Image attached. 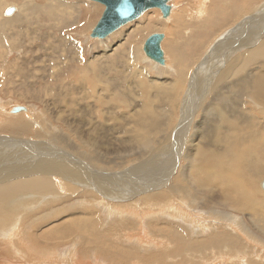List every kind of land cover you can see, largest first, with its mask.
<instances>
[{
	"label": "bare ground",
	"instance_id": "1",
	"mask_svg": "<svg viewBox=\"0 0 264 264\" xmlns=\"http://www.w3.org/2000/svg\"><path fill=\"white\" fill-rule=\"evenodd\" d=\"M205 1H200L201 6ZM8 6L0 0V11ZM204 6L199 14H207ZM244 6L236 18L244 14L243 18L253 16L234 20L242 22L222 34L213 45L215 49L212 46L206 50L207 59L191 74L186 99L182 96L186 92L184 81L189 69H183L180 79L165 97H158L156 88H143L146 90L141 94L144 102L133 106L132 111H126L119 118L116 117L119 115L116 105L110 102V92L107 96V92L103 91L108 100L105 102V97L99 96V89L98 92L94 90L95 84L74 78L77 82L64 86L60 83L56 86L58 89L48 88L43 95L34 98L44 107L42 116L60 121L67 130V134H55L49 142L44 139L49 125L40 123L36 128L33 107L25 106L23 111L15 114L12 111L14 107L6 110L7 106L0 105V264H43L37 260L43 252L40 253L32 244L40 243L25 225H33L29 218L33 217L37 207L42 204L44 208H50L54 197L66 202L56 209L60 204L56 200L51 209V215L65 219L64 226L46 235L53 250L77 236L78 240L75 238L73 241H77L76 247L79 248H69L71 264H90V251L103 249L112 253L116 247L108 243L111 239H129L127 234L116 232L114 228L109 235L107 231L104 232L107 235L98 233L100 222L97 217L102 212L108 215V219L113 217L118 220L119 225H134L139 232L147 234L144 238L130 239L141 248L157 251L143 258L146 264H164L162 252L165 242H169L164 233H179L174 225L179 228L183 225L185 232V235L179 233L177 239L181 246L185 244L178 253H172L174 257L185 255L195 245L190 252L191 257L198 254L200 259V253L204 251L202 248L217 246V254L224 256L213 260L215 254L210 251L213 261H208V264H234V259L241 261L239 264H247L246 254L232 252L239 244L225 230L218 236H210V240L207 237L194 242L189 240L193 236L206 235L211 226L217 231L215 225H241L242 221L245 223L239 237L243 245L251 250L256 264H264V176L261 175L262 180L256 185L255 179L249 182L248 177L253 178L242 175L243 170H248L251 175L259 171L264 174V125L257 128L253 111V108L264 111V22L260 24L264 19V4L255 10L248 4ZM11 14L5 13L6 16ZM170 15L162 17L167 19ZM5 21L9 24L14 19ZM165 62L166 65V54ZM140 72L143 73V70ZM127 79L130 77L127 76ZM157 80L162 78L157 77ZM122 94L127 95L123 91ZM179 97L182 99L178 100ZM178 101H184L180 109L184 114L172 131L169 113L178 108ZM128 104L131 102L128 101ZM11 113L21 115V119ZM103 115L106 125L100 118ZM110 119L114 124L119 122L111 132L107 125L111 123ZM127 122L132 125L130 129L125 128ZM157 134L160 136L155 139ZM139 147L148 152L144 157L137 153ZM129 165L131 169L115 176L108 175L109 172L98 174L92 169L122 170ZM259 186L263 192L259 191ZM150 188L151 194H143ZM153 188L159 190L154 191ZM119 200L129 201L122 206L112 203ZM77 207L81 209L77 210ZM76 212L83 216L70 219ZM234 213H239L241 217ZM162 218L170 223L155 222ZM147 225H160L164 241L150 240ZM29 233H32L31 236ZM225 241L227 244L221 245ZM91 246L94 249L87 250ZM65 254L66 251L51 257ZM226 254L231 257L230 260ZM91 260L94 264H105L94 256Z\"/></svg>",
	"mask_w": 264,
	"mask_h": 264
},
{
	"label": "rangeland",
	"instance_id": "2",
	"mask_svg": "<svg viewBox=\"0 0 264 264\" xmlns=\"http://www.w3.org/2000/svg\"><path fill=\"white\" fill-rule=\"evenodd\" d=\"M200 1L201 0H172L170 2L172 16L170 15L167 19L162 17V13L159 9H151L141 18L121 27L106 39L101 40L91 38V33L104 12L105 7L102 4L88 0H2V4L7 3L10 6L6 7V9L4 8V10L2 8L0 11V15H2V17H0V105L7 106L5 108L6 110L7 108L11 109L15 106H26V108L33 107V109H31L33 110V115H35L34 118H37H35V125L38 126L36 128H39L40 123L47 126L49 125L48 130L45 131L46 137H44L46 142H49L56 136L55 134L59 132L67 134V130L60 121L52 118L49 119L47 116H42V114H44V107L34 98L41 95L48 88L51 90L54 88L58 89L56 86L60 83L64 86L65 84L75 82L76 80H89L95 84L94 90H96V92H98L99 89V96H102V98L105 97L103 99L105 102H108L106 97L111 93L110 102H113V106L116 105V111H118L117 113L119 114L116 117L122 118L121 115H123V113L132 111L133 106H138L141 104V101L144 102L145 98L142 99L141 94L146 93V90H143V88H156V95L158 97H165L167 92L172 91L176 80L180 79L183 69H189L188 76L184 81L185 85L183 84L186 92L182 97L186 99L185 96L188 93L191 74L203 63L202 61L207 59L206 50L211 48L222 34L230 32L232 28L235 29L242 22H234V20H240L245 15L244 14L238 19L236 18L240 14V11H243L245 7L244 4H248L249 8L254 10L257 7L260 9L261 5L264 4V0H251L253 2H248L249 0H206L201 6ZM203 6L207 9V14L205 15L202 12L199 14L200 9ZM11 7H14L15 11L10 16H6V11L8 12ZM154 12L156 13L154 14ZM252 16V14L248 15L242 20ZM5 19H14V21L9 22L8 24ZM263 22L264 19L262 18L260 24ZM155 33H162L165 35V39L162 42V49L167 56L166 65H159L146 57L143 52L144 42L149 36ZM212 49H215V47L213 46ZM132 61H134V65L132 64ZM128 63L130 64L127 65ZM140 70H143V73H141ZM137 72L138 74L135 76V73ZM112 74L115 75L114 78L116 80L113 78ZM125 74H127L130 79H127ZM157 77L162 78V80L158 81ZM139 82H143L144 85L142 86V83L140 84ZM98 83L100 84L98 85ZM138 84L139 88L137 90ZM129 86L131 89L128 91ZM113 89L114 92L117 91L115 97ZM103 91L105 93L107 92V96ZM122 91L124 93L126 92L127 95L122 94ZM132 91L136 92V94L133 95ZM138 91L140 95H138ZM118 96L119 98L117 99ZM182 97H179L178 100H181ZM79 98L81 99L82 95ZM115 98L117 99L116 101H114ZM128 101L131 102L130 105L128 104ZM179 102L180 104H178ZM182 102L184 103V101H178V108L174 110V112L172 111L169 113L170 119L172 120L171 123L173 124H171L172 131L176 128L178 121L184 114L182 110L180 111L183 104ZM109 104L110 103L107 105ZM117 105L119 106L117 107ZM253 111L255 113L254 122L258 123L257 128L264 125V111H260L258 108H253ZM11 114L12 116H18V118L21 119V115H15L16 113ZM171 114L176 116H172ZM104 115L100 118L103 120V125H106ZM23 117L26 119L25 115H23ZM110 117H114V115H111ZM41 120H43V122ZM49 122L52 125H50ZM110 122L111 123H108L107 125L108 130L111 132L119 122H115L116 125L114 124V121L112 122V119H110ZM41 127H43V125ZM130 127H132V125L127 122L125 128L130 129ZM159 136L160 134H157L155 139ZM30 139L33 140L32 138ZM116 143L119 144V141H116ZM154 146L156 147L157 144L154 143ZM142 149V147H139L137 153L144 157L148 152L144 151L145 148ZM84 151L90 153L88 150ZM144 159L145 158L142 160ZM130 166L131 165L122 170L94 167H92V169L98 174L106 175L109 172L108 175L113 174V176H115L114 174L131 169ZM251 174L252 173H248V170L242 171V175L253 178L250 179L248 177L249 182H253L255 179L256 185L260 183L264 176V174H261V171L255 172L254 175ZM259 188V191H262L260 186ZM157 190L159 189H154V191ZM151 191L152 188L148 189L143 194L149 192L151 194ZM258 197H261L259 193ZM56 200L60 203L56 206V209H59L66 203L63 199L54 197L51 200L50 208L46 209L40 204L33 217L29 218L33 225H25V227H29L28 231H32L35 234L37 241L40 243L36 245L35 243H32L37 247L36 249H38L40 253L43 252L42 255L37 256V260H40L43 264H51L52 259L53 264H68L69 262V264H71L72 254L69 253V248L73 249L74 247L75 250L79 248V246L76 247L78 245V243H76L77 241H73V239H77V236L75 235V237H72L73 242H64L62 245H58L56 250H53L51 248V240H49L46 235L47 232H54L56 229L64 226L62 224L65 219H63L62 216L51 215V209ZM127 201L129 200H119L112 203L122 206V204H126ZM76 209L80 210L81 208L77 207ZM258 209V213H260L261 210L260 208ZM234 214L241 217L239 213ZM81 216L83 215L76 212L69 218L72 219ZM97 219L100 222V229H97L98 233L101 232L103 235H109L113 233L115 229L116 232L120 231L127 234L129 239L127 241L118 240L116 238L111 239L108 243L116 247V250L112 253L103 249L90 251L88 255V262H90V264H94L91 260L92 256L103 260L105 264H146L143 258L157 252L154 248L148 250L139 247L135 242H130L131 238L139 239L147 236V234L139 232L134 225H119L118 220H115L113 217V220L110 218L108 219V215H105L104 212L100 213ZM155 222H163L162 224L170 223L163 218L158 219ZM86 223H88V221H86ZM244 223L245 222L242 221L241 225H215L217 231L211 226L210 232L206 233V235L203 236L202 234L200 236H193L190 237L189 240L190 242H194L206 237L209 239L210 236H218L224 233L223 230H225L230 233L229 235L234 237L239 244L238 248H235L232 252L237 254L236 251H239L241 254H246L248 258L246 263L256 264L251 250H248L247 245H243V241L239 237L241 233L240 229ZM87 226L89 227V225ZM248 226L251 227V225ZM174 228L180 234L182 233L185 235L183 225L182 228L174 225ZM147 229L148 234H150V236H148L150 240L154 238L156 240L164 241L162 238L163 235L161 236L160 233V225H147ZM105 231H107V234L104 233ZM179 233H164V237H166L165 239L169 241L165 242V250H162L165 252H162L165 259L164 264H171L172 262L178 264H208V261H213L219 256H224L223 254H217L216 246L202 248L204 249L203 253H200L202 257L199 259V255L195 254L194 258L196 259H194L190 254L195 248L194 245L185 255L180 254L179 256L177 255L174 257L172 253H178L185 244L184 243L181 246L177 239L179 238ZM31 234L32 233H29L30 236ZM251 236H253L252 233ZM226 244V241L221 242V245ZM40 246L42 248H40ZM45 246H48L49 248L47 249ZM65 248L67 250L63 251ZM89 248L90 247H88L87 250L94 249L93 246H91L90 249ZM57 250H59L57 253L66 251L67 254L63 256L56 255L59 260H57V258H52L51 255L57 254ZM210 251H213L215 254L213 260H211L212 257ZM53 252L55 253L53 254ZM78 256L80 257V254H78ZM230 258L231 257L228 256V260H230ZM202 259L207 260L203 261ZM231 260H233V258ZM236 260H233V262H235L234 264H239L241 262H237ZM218 264L220 263L218 262ZM228 264H231V262H228Z\"/></svg>",
	"mask_w": 264,
	"mask_h": 264
},
{
	"label": "water",
	"instance_id": "3",
	"mask_svg": "<svg viewBox=\"0 0 264 264\" xmlns=\"http://www.w3.org/2000/svg\"><path fill=\"white\" fill-rule=\"evenodd\" d=\"M102 4L105 9L96 26L93 28L91 38L106 39L121 27L141 18L151 9H159L164 18L171 13L172 0H88ZM15 8L11 7L8 12L13 13ZM165 35L155 33L149 36L144 42L143 49L145 55L158 63L165 65V53L162 49V41ZM25 107L17 106L13 112H21Z\"/></svg>",
	"mask_w": 264,
	"mask_h": 264
},
{
	"label": "crops",
	"instance_id": "4",
	"mask_svg": "<svg viewBox=\"0 0 264 264\" xmlns=\"http://www.w3.org/2000/svg\"><path fill=\"white\" fill-rule=\"evenodd\" d=\"M25 115V114H24Z\"/></svg>",
	"mask_w": 264,
	"mask_h": 264
}]
</instances>
